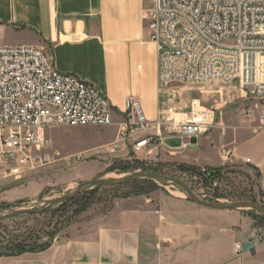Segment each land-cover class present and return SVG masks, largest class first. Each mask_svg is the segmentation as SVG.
Listing matches in <instances>:
<instances>
[{
    "label": "crops",
    "instance_id": "crops-1",
    "mask_svg": "<svg viewBox=\"0 0 264 264\" xmlns=\"http://www.w3.org/2000/svg\"><path fill=\"white\" fill-rule=\"evenodd\" d=\"M150 5L151 0H0V39L10 33L15 45L43 43L57 71L105 95L117 129L128 98L138 100L153 122L157 55L141 18ZM222 127L210 140L199 138L193 150L164 147L204 150V157L214 158L204 163L208 167L229 164L220 157L229 148L230 164L255 171L264 190V130ZM0 264H264V224L157 191L117 199L106 214L70 227L45 251L1 257Z\"/></svg>",
    "mask_w": 264,
    "mask_h": 264
},
{
    "label": "built area",
    "instance_id": "built-area-1",
    "mask_svg": "<svg viewBox=\"0 0 264 264\" xmlns=\"http://www.w3.org/2000/svg\"><path fill=\"white\" fill-rule=\"evenodd\" d=\"M141 18L156 50L159 106L149 122L139 101L128 98L115 148L134 137L132 151L149 154L167 138L206 135L215 112L196 101L183 107L176 90L213 82L234 85L253 100L258 129L264 130V67L259 72L258 66L264 59V0H151ZM115 125L105 95L57 71L44 47L0 43V181L20 182L61 160L46 137L50 129ZM220 155L232 163L230 149Z\"/></svg>",
    "mask_w": 264,
    "mask_h": 264
},
{
    "label": "rangeland",
    "instance_id": "rangeland-1",
    "mask_svg": "<svg viewBox=\"0 0 264 264\" xmlns=\"http://www.w3.org/2000/svg\"><path fill=\"white\" fill-rule=\"evenodd\" d=\"M0 43L15 45L16 41L10 33H7L5 38L0 39ZM35 45L44 47L43 43ZM44 48L49 51L48 48ZM176 91L183 107L188 108L192 101H196L200 107L215 112L214 127L202 137L203 141L210 140L209 138L219 131L217 126H223L226 132L233 129L242 130L250 126L258 127L259 109L255 108L253 100L244 97L234 85L213 82L201 86H183ZM117 135L118 129L115 126L50 129L46 137L50 140L52 149L60 153L61 160L27 173L20 182L13 179L0 181V214L6 215L15 210L39 209L46 202L71 193L81 183L96 179H118L134 172H143L139 169L133 172L123 171L122 168L127 163L130 165L142 163L144 168L157 170V174L180 179L196 196L205 201L221 203L248 201L264 208V190L260 187L258 175L253 170L233 164L222 167L205 166L204 163L212 164L214 158L209 155L204 157V150L195 154L164 146H153L149 148V154L144 150L133 152L131 146L134 137L130 138L129 142L118 141L117 146H119L115 148ZM202 161L204 162L201 163ZM182 164L195 167L201 174L207 168H221L220 176L210 184H206L203 178L196 174L180 172L178 166ZM155 184L156 189L150 193L174 192L187 198L186 194L175 186ZM113 188L115 187H101L89 207L77 216L72 215L74 208H65L54 217L46 215L27 219L24 216L2 221L1 224L7 227L9 232L16 233H24L26 228L42 227L47 234L57 230L55 240L75 224L106 214L117 200L112 197L124 192H116ZM232 212L243 214L250 219L255 217L249 213L250 210ZM2 230L0 228V231ZM2 233L3 231L0 235ZM47 240V235H41L40 242Z\"/></svg>",
    "mask_w": 264,
    "mask_h": 264
},
{
    "label": "trees",
    "instance_id": "trees-1",
    "mask_svg": "<svg viewBox=\"0 0 264 264\" xmlns=\"http://www.w3.org/2000/svg\"><path fill=\"white\" fill-rule=\"evenodd\" d=\"M140 166V168H137ZM142 170L143 172L158 173L155 169L144 168L142 163H130L125 164L122 168L123 171H135ZM178 170L183 173L196 174L199 177L203 178L206 184H210L213 180L217 179L220 176L221 168H207L204 170V173L197 172V169L192 166L180 165ZM101 189V187H94L89 190H85L79 193L73 200L63 203L61 205L55 206L51 210L44 211L39 215H29L26 218H37L44 217L46 215L55 216L56 213L64 211L65 208H74L72 211L73 216H77L83 211H85L89 205L92 203L96 193ZM114 191L120 192L124 191L120 195H115L112 199H124L129 197L145 196L148 195L153 189H156V184L152 181L147 180H135L131 181L123 186L113 188ZM112 201V200H111ZM112 204V203H111ZM255 217L253 220L264 224V218L254 214V212H249ZM71 219V218H69ZM0 222V228H2L3 233L1 236L0 242V258L1 257H17L26 253H39L43 252L50 247L53 243L57 230H53L52 233L47 234L44 232L42 227L26 228L24 233L9 232L7 227L2 226ZM54 229V228H53ZM0 231V232H2ZM41 235H47L48 240L45 242L41 241Z\"/></svg>",
    "mask_w": 264,
    "mask_h": 264
},
{
    "label": "water",
    "instance_id": "water-1",
    "mask_svg": "<svg viewBox=\"0 0 264 264\" xmlns=\"http://www.w3.org/2000/svg\"><path fill=\"white\" fill-rule=\"evenodd\" d=\"M164 144L165 146L169 148H180L182 145H187L186 148L188 150H193L196 148L197 140H195L194 138L190 140H187V139L181 140L179 138H167L164 140ZM135 180H147V181H152L154 183L168 184V185L175 186L186 194L188 200L204 208H208V209L216 210V211L250 210V211H254L257 215L264 218V208H262L261 206H259L258 204L254 202L238 201V202H232V203H221V202L205 201V200L200 199L198 196H196L193 193L192 189L180 179H177L174 177L163 176V175L151 173V172H134L125 177L118 178V179H96V180H92L89 182L81 183L71 193L64 195L62 197H58L53 200H50L46 202L44 206L39 209L15 210L6 215L0 214V222L5 221V220L15 219L18 217L42 214L44 211L51 210L55 206H58V205H61L63 203L73 200L79 193L85 190L92 189L94 187H119V186H123Z\"/></svg>",
    "mask_w": 264,
    "mask_h": 264
},
{
    "label": "bare ground",
    "instance_id": "bare-ground-1",
    "mask_svg": "<svg viewBox=\"0 0 264 264\" xmlns=\"http://www.w3.org/2000/svg\"><path fill=\"white\" fill-rule=\"evenodd\" d=\"M258 66H259V72H261L263 70L262 67H264V59H259Z\"/></svg>",
    "mask_w": 264,
    "mask_h": 264
}]
</instances>
